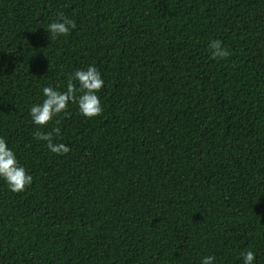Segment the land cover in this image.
I'll return each mask as SVG.
<instances>
[{
	"label": "trees",
	"instance_id": "trees-1",
	"mask_svg": "<svg viewBox=\"0 0 264 264\" xmlns=\"http://www.w3.org/2000/svg\"><path fill=\"white\" fill-rule=\"evenodd\" d=\"M89 65L103 110L39 128L53 154L29 108ZM0 138L32 176L0 182V264H264V0H0Z\"/></svg>",
	"mask_w": 264,
	"mask_h": 264
},
{
	"label": "clouds",
	"instance_id": "clouds-1",
	"mask_svg": "<svg viewBox=\"0 0 264 264\" xmlns=\"http://www.w3.org/2000/svg\"><path fill=\"white\" fill-rule=\"evenodd\" d=\"M75 27L72 20L58 15L57 19L47 25V39H56L64 36ZM209 49L213 58L223 59L230 53L221 45L219 40L209 42ZM75 81V84L73 83ZM100 72L93 65L83 69H75L68 77L64 90L60 91L52 86L41 88L43 99L34 103L29 108V117L37 131L33 138L44 141V146L53 154L64 155L69 152V147L62 143H54L53 136L59 134L58 128L41 132L39 128L46 126L54 117L65 113L69 104H75L78 113L85 118L100 115L102 106L97 92L103 86ZM0 182L12 193L23 192L32 183V176L22 166L5 140L0 138ZM242 264H254V253L246 250L240 253ZM200 264H215L212 255L201 257Z\"/></svg>",
	"mask_w": 264,
	"mask_h": 264
}]
</instances>
